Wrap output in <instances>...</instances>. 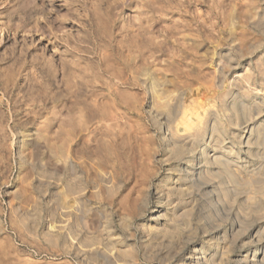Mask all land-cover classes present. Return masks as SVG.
Segmentation results:
<instances>
[{
	"label": "rangeland",
	"instance_id": "rangeland-1",
	"mask_svg": "<svg viewBox=\"0 0 264 264\" xmlns=\"http://www.w3.org/2000/svg\"><path fill=\"white\" fill-rule=\"evenodd\" d=\"M0 264H264V0H0Z\"/></svg>",
	"mask_w": 264,
	"mask_h": 264
},
{
	"label": "bare ground",
	"instance_id": "bare-ground-1",
	"mask_svg": "<svg viewBox=\"0 0 264 264\" xmlns=\"http://www.w3.org/2000/svg\"><path fill=\"white\" fill-rule=\"evenodd\" d=\"M108 13L111 14L110 10H109ZM109 14H108V15H109ZM128 35H129V34H128V31L123 29L122 32H121V36H122L123 38H125V37H127ZM128 37H129V36H128ZM114 38H116V36H115ZM125 84H126V86L130 84V83L128 82V79L126 80V82L124 83V85H125ZM187 121H189V120H187ZM176 122H177V121H176ZM189 123H190L189 127L191 128V126H193V125H192L193 123H192V124H191V122H189ZM69 124L71 125V127H70L71 130H73V127H75V126H74V122L70 120V123H69ZM69 124H68V125H69ZM175 124H176V123H175ZM178 124H179V123H178ZM180 125H181V123H180ZM175 126H176V125H175ZM187 126H188V125H187ZM187 126H185V127H187ZM194 126H195V125H194ZM189 127H187V128H189ZM195 127H196V128H200V127H197V126H195ZM177 128H178V126L176 127V130H177ZM179 128H180V126H179ZM179 128H178V129H179ZM187 128H186V129H187ZM191 129H192V128H191ZM193 129H194V128H193ZM171 131H172V130H171ZM178 131H179V130H177V132H178ZM190 131H191V130H190ZM192 131H193V130H192ZM198 131H199V129H198ZM201 131H202V130H201ZM179 132H180V131H179ZM186 132H187V131H186ZM187 133H188V134H191L190 132H187ZM196 133H197V131H196ZM196 133H193V134H194V135H197ZM176 134H177V133H176ZM176 134H175V135H176ZM193 134H191V135H193ZM191 135H188V136H191ZM198 135H201V134L199 133ZM177 136H178V135H177ZM185 136H186V135H185ZM185 136H184V137H185ZM179 137H180V136H179ZM179 137H178V138H179ZM192 137H193V136H192ZM196 137H197V136H196ZM196 137H193V138H196ZM181 138H182V135H181ZM181 138H180V139H181ZM186 138H187V137H186ZM176 139H177V138H176ZM180 139H179V140H180ZM182 139H183V138H182ZM184 140H185V139H184ZM187 140H188V138L186 139V141H187ZM190 140H191V139H190ZM193 140H194V139H193ZM193 140H192V141H193ZM200 140H201V139H200ZM175 141H176V140H175ZM186 141H185V142H186ZM194 141H195V140H194ZM198 141H199V140H198ZM179 142H180V143H179ZM179 142H177V143H178L179 145H180V144L182 145V142H181V141H179ZM183 142H184V141H183ZM187 142H189V141H187ZM196 142H197V141H196ZM199 142H200V141H199ZM193 143H194V142H193ZM178 144H177V145H178ZM186 144H187V143H186ZM188 144L190 145V142H189ZM188 144H187V145H188ZM181 145H180V146H181ZM187 145H186V146H187ZM189 145H188V146H189ZM196 145H197V144H196ZM199 145H201V144H199ZM199 145H198V146H199ZM182 146H183V145H182ZM198 148H199V147H198ZM201 148H202V147H201ZM193 149H194V148H193ZM195 149H196V148H195ZM199 150H200V149H199ZM193 151H194V150H192L191 152L193 153ZM201 151H202V150H201ZM196 152H197V151H195V153H196ZM198 152H199V151H198ZM204 152H205V154H207L206 151H204ZM192 153H191V155H192ZM177 154H182V153L179 152V153H177ZM184 154H185V153H183V155H184ZM183 155H180V156H183ZM185 155H186V154H185ZM189 155H190V153H189ZM196 155H197V157H195V159L193 158V159H194V163H193V164H191V165H188V164L186 165V164H184V165H186L185 171H187V173L191 174V176L193 177V179L196 178V177H195L196 175H200V173H201L200 171H201V169L203 168V166H202V165H203V162H198L199 160L202 159V153H200V154H196ZM198 155H199V156H198ZM187 156H188V155H187ZM194 156H195V155H194ZM204 157H205V156H204ZM185 158H186V157H185ZM182 159H183V158H182ZM182 159H181V160H182ZM197 160H198V161H197ZM183 161H184V160H183ZM185 161H186V159H185ZM196 161H197L198 163H195ZM206 161H207V160H206ZM188 163L190 164V162H188ZM181 164H182V163H181ZM176 167H177V166H176ZM177 168H178V167H177ZM180 168H181V167H180ZM204 168H205V167H204ZM175 169H176V168H175ZM182 169H183V168H182ZM205 170H206V169H205ZM207 170H208V168H207ZM207 170H206V171H207ZM182 171H183V170H182ZM182 171H181V173H182ZM208 172H211V171H208ZM204 173H205V172H204ZM204 173H203V174H204ZM210 174H211V173H210ZM204 176L207 177L205 174H204ZM186 177H189V178H190V176H186ZM205 177H203V178H205ZM198 178H201V177L198 176ZM198 178H197V179H198ZM203 178H202V180H203ZM197 179H196V180H197ZM186 180H189V181H190V179H186ZM194 180H195V179H194ZM194 180H193V181H194ZM196 180H195V181H196ZM204 180H205V179H204ZM195 181H194V182H195ZM200 181H201V179H200ZM197 182H199V180H198ZM215 242H216V241H215Z\"/></svg>",
	"mask_w": 264,
	"mask_h": 264
}]
</instances>
